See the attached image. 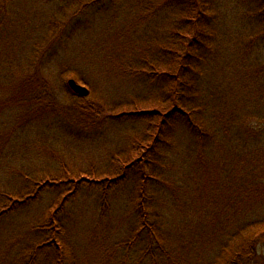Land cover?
Masks as SVG:
<instances>
[{
    "label": "trees",
    "instance_id": "trees-1",
    "mask_svg": "<svg viewBox=\"0 0 264 264\" xmlns=\"http://www.w3.org/2000/svg\"><path fill=\"white\" fill-rule=\"evenodd\" d=\"M105 1L116 0H81L65 9L72 10V19ZM6 4L4 0L0 13L8 12ZM140 5L141 20L168 17L164 21H169V31L156 47L142 48V56L121 66V70H129L150 84L146 94L124 105H111L108 112L94 104L90 96L78 98L80 106L74 113L84 123L94 125L92 128L128 120L143 124L146 131L133 145L112 153L108 160L115 167L93 173L94 176L77 179L67 171H56L57 176L31 174L25 176L20 192L16 188L10 194L0 188V225L12 212L37 202L46 189H63L57 205L46 212L45 222L33 226L29 233L35 234L33 239L26 243L21 239L20 250L10 256L13 262L9 264H258L264 215L255 210L264 209V150L235 155L237 150L231 148L230 154L222 156L219 173L215 165L217 154L211 149L220 151L223 139L234 140L245 128L238 127L233 135L223 119L208 117L214 105L204 92L208 70L217 66L218 56L229 59L221 48L224 40L228 43V36L239 29L243 31L244 50L253 48V39L264 42V0H142ZM61 25L58 20L49 21L42 41L35 43L36 47L24 41L22 54L18 52L11 60L8 91L0 106L3 111L12 108L14 116L9 129L1 130V137L6 133L9 138L17 136L22 127L36 126L41 120L49 127H68L64 114L71 108L58 99L55 86L44 92L50 81L44 75L41 78L39 66L46 53L54 51L50 45L56 41V28ZM34 40L37 39H30ZM45 45H49V50ZM243 62V71L249 70L245 74L250 73L256 87V78L264 74V63L254 62L257 64L252 67L251 59ZM59 76L63 85L69 79L83 84L79 73L71 70L62 71ZM62 89L67 92L64 86ZM224 133L227 137H222ZM173 145V153L178 152L180 157L168 162L167 150ZM187 145L190 147L186 149ZM240 145L245 149L243 144L237 148ZM231 155L233 161L229 162ZM86 183L89 190L101 192V218L111 213L113 190L131 186L134 218L127 234L115 238V232L107 231L97 242L93 239L85 244L72 240L70 235H78L67 229L66 205ZM252 212L257 216L250 215ZM11 247L6 245V250L13 251Z\"/></svg>",
    "mask_w": 264,
    "mask_h": 264
},
{
    "label": "rangeland",
    "instance_id": "rangeland-1",
    "mask_svg": "<svg viewBox=\"0 0 264 264\" xmlns=\"http://www.w3.org/2000/svg\"><path fill=\"white\" fill-rule=\"evenodd\" d=\"M141 1H105L93 6L87 13L70 19L72 10L65 8L70 4L80 3L81 0H7L5 10L8 12L0 13V21L2 20L0 101L8 91L7 83L12 72L10 63L18 52L22 54L24 41L34 43L32 45L36 47L35 43L39 44L44 35L46 36L49 21L58 20L62 25L56 28L58 37L50 45L54 51H48L40 61V76L43 78L44 75L46 81H50L44 92H49L55 86L54 92L58 99L71 108L64 115L67 123L73 128L69 125L49 127L45 120H41L36 126L22 127L23 130L17 136L13 135L9 138L6 133L1 137V130L9 129L7 126L12 122L14 111H10L12 108L3 111L0 106V188H6L4 190L10 194L16 188L17 192H20L25 176L31 174L34 177H38L36 175L41 173L46 176H57L56 171L62 174L67 171L77 179L94 176L93 173L99 174L109 167H115V163L111 164V159H108L120 150H125L126 146L133 145L138 138L141 139L143 132L146 131V127L141 123L134 124L128 120H123L121 123L108 121L109 123L92 128L94 125L84 123L74 113L80 106L78 98L90 96L93 103L96 102L98 106L103 107L104 112H108L112 109L111 105L112 107L124 105L146 94L145 89L150 84L144 83L141 77L130 74L129 70H121V66L136 60L141 55L142 48L156 47L167 35L169 21H164L168 17L141 20ZM3 2L4 0H0V6ZM172 14L174 15L173 12ZM243 35L245 34L239 29L228 36L227 44L225 40L223 41L221 48L229 59L225 60L218 56V62L215 63L217 66H211V70H208V82L205 79L207 85L204 94L214 105L208 117L223 119L225 125L227 127L229 125L232 129L229 133L233 135L238 132V127L245 128L242 132L240 130V134L235 135L236 139H223L220 151L211 149L212 153L217 154L215 165L219 173L222 156L230 154L231 148L237 150L233 152L235 155L239 152L246 154L258 148L261 149L260 152L264 150V74L255 77L258 79L255 81L257 83L255 87L250 73L245 74L249 70L243 71L245 66L243 59H251L252 67L257 64L254 62L264 63V42L253 39V48L248 47L244 50L241 48ZM31 38L37 40L30 41ZM231 43L235 46L232 47ZM28 45L27 48L30 47ZM46 45L45 49L49 50L47 49L49 45ZM52 54L53 57H50ZM91 56L92 58L89 59L88 57ZM43 65L49 67L45 68ZM65 69L77 75L79 73L82 83L89 86V88L86 86L90 91L89 96L82 97L72 92L67 84L68 80L64 85L61 83L59 75L62 71H66ZM202 79L203 77L201 81ZM63 86L70 95L63 92ZM73 106L77 107L76 110ZM86 124L92 132L85 129ZM249 128L253 130L252 133ZM226 135L227 133H224L222 137H227ZM186 140L189 138L187 137ZM239 144H243L245 149L242 145L237 148ZM188 147L190 146L187 145L186 149ZM173 149L174 145L167 150L168 155L165 160L168 162H176L180 157L178 152L173 153ZM185 153L188 152L185 150ZM233 155L228 159L229 162L233 161ZM190 171L193 172L194 169L190 168ZM184 172H188L187 167ZM218 180L220 181V177ZM222 182L226 183L225 180ZM87 185L90 186L86 183L80 194L72 197L66 205L67 213L64 217L67 229L69 228L72 234L78 235V238L70 235L72 240L85 244L92 242L93 239L97 242V238H101L107 231L115 232V238L127 234L133 225L130 220L134 218L130 203L131 186L126 184L113 190L111 213L108 217L101 218L98 199V194L101 192L95 189L89 190ZM68 188L69 186L65 187ZM61 191L63 189H46L37 202L12 212L1 223L0 264L13 262L10 256L20 250L21 239L25 240V243L28 239H33L35 234H29L30 231L40 221L45 222L46 212L57 205ZM201 193L206 194V192ZM205 198L207 202L210 200L208 196ZM255 212L264 215V209ZM255 212L250 215L257 216ZM6 245L9 248L12 245L13 251L6 250ZM4 248L5 251L2 250ZM258 256V264H264V236L259 240Z\"/></svg>",
    "mask_w": 264,
    "mask_h": 264
},
{
    "label": "water",
    "instance_id": "water-1",
    "mask_svg": "<svg viewBox=\"0 0 264 264\" xmlns=\"http://www.w3.org/2000/svg\"><path fill=\"white\" fill-rule=\"evenodd\" d=\"M69 88L77 95L82 97H87L90 94V91L87 87L79 84L75 79L68 80Z\"/></svg>",
    "mask_w": 264,
    "mask_h": 264
}]
</instances>
